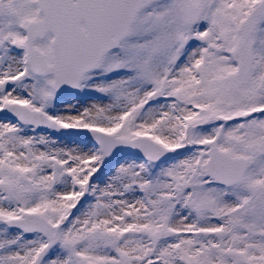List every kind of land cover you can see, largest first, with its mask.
Here are the masks:
<instances>
[{"label": "snow or ice", "instance_id": "snow-or-ice-1", "mask_svg": "<svg viewBox=\"0 0 264 264\" xmlns=\"http://www.w3.org/2000/svg\"><path fill=\"white\" fill-rule=\"evenodd\" d=\"M0 264H264V0H0Z\"/></svg>", "mask_w": 264, "mask_h": 264}]
</instances>
